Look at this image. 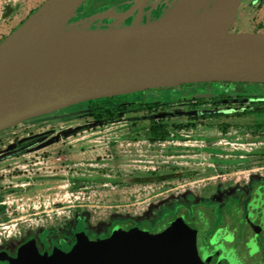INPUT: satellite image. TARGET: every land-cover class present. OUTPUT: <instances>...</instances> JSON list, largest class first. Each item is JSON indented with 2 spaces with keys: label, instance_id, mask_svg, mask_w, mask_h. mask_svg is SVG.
I'll return each instance as SVG.
<instances>
[{
  "label": "rangeland",
  "instance_id": "1",
  "mask_svg": "<svg viewBox=\"0 0 264 264\" xmlns=\"http://www.w3.org/2000/svg\"><path fill=\"white\" fill-rule=\"evenodd\" d=\"M43 1L0 0V40ZM134 2L85 0L84 11L103 16L117 8L126 17ZM207 30L264 33V0H230ZM217 83L83 101L1 130L0 250L13 255L34 239L39 250L69 251L84 230L100 240L116 224L153 226L194 205L244 206L264 186V112H252L264 108V83ZM106 108L116 111L95 117ZM158 123L169 135L149 141ZM151 175L160 178L130 181Z\"/></svg>",
  "mask_w": 264,
  "mask_h": 264
},
{
  "label": "water",
  "instance_id": "2",
  "mask_svg": "<svg viewBox=\"0 0 264 264\" xmlns=\"http://www.w3.org/2000/svg\"><path fill=\"white\" fill-rule=\"evenodd\" d=\"M72 0H44L0 40V131L21 121L97 98L187 82L264 83V33H220L207 26L230 0H164L153 19L126 43L51 37ZM135 28L154 0H134ZM85 0H83L84 5ZM206 28V30H205ZM63 252L40 253L34 239L8 264H202L195 230L167 227L115 233L100 240L76 234Z\"/></svg>",
  "mask_w": 264,
  "mask_h": 264
},
{
  "label": "flooded vegetation",
  "instance_id": "3",
  "mask_svg": "<svg viewBox=\"0 0 264 264\" xmlns=\"http://www.w3.org/2000/svg\"><path fill=\"white\" fill-rule=\"evenodd\" d=\"M263 203L264 186H260L250 193L244 206L236 204L220 209L207 206L183 209L177 220L178 224L168 227L195 230V251L202 264H264ZM131 231L139 230L115 228V233ZM35 245L37 247L36 242ZM54 247L58 248L53 246L49 250H39L38 247L37 249L40 253L45 250L50 253ZM0 252L9 257L15 256V252L13 255L5 250ZM0 261L8 264L5 259Z\"/></svg>",
  "mask_w": 264,
  "mask_h": 264
},
{
  "label": "bare ground",
  "instance_id": "4",
  "mask_svg": "<svg viewBox=\"0 0 264 264\" xmlns=\"http://www.w3.org/2000/svg\"><path fill=\"white\" fill-rule=\"evenodd\" d=\"M164 0H154L137 18L140 28L124 19L123 9H112L107 15H86L83 0H72L52 29L51 37L70 43H126L134 39L158 12ZM97 8V7H96ZM93 10V9H92ZM102 10V9H101Z\"/></svg>",
  "mask_w": 264,
  "mask_h": 264
},
{
  "label": "trees",
  "instance_id": "5",
  "mask_svg": "<svg viewBox=\"0 0 264 264\" xmlns=\"http://www.w3.org/2000/svg\"><path fill=\"white\" fill-rule=\"evenodd\" d=\"M84 10L86 11V6L84 7ZM33 12V10L31 11ZM30 12V13H31ZM29 13V14H30ZM87 13V11H86ZM221 83V82H218ZM223 83H229V84H239V85H245V84H251V83H246V82H223ZM255 84V83H253ZM224 85V84H223ZM227 85V84H225ZM111 97V96H110ZM108 97H105V99H107ZM101 100V98H97V99H92V100H88L90 102L93 101H99ZM116 111L115 109H109L106 108L104 110L99 109V112L95 115L96 118H101L105 115H109L111 116L113 114V112ZM252 112H264V108H257L254 109ZM148 140L149 141H156V140H164L168 137L169 132L166 129V127L162 124H153L149 127L148 129ZM160 178V176H155V175H151V176H136V177H132L130 179L131 182L133 183H147V182H154L157 181ZM199 206V205H198ZM197 205L192 206L191 208H196L198 207ZM206 207V206H203ZM181 212H173V213H168L163 215L159 220L156 221V223L153 226H150L148 223H144V225H131L130 222H126V223H120V224H116L113 226V228L110 229V233L115 230V228L117 227H121L124 229H129V230H139L141 231L142 229L144 231H150V230H155L156 228L158 229H162L171 225H174L175 222L178 220L179 215ZM84 233H86V231L84 230ZM110 235V234H109ZM109 235H103V236H99L97 239H104L106 237H108ZM89 237V236H88ZM89 239H92L89 237ZM95 239V238H94Z\"/></svg>",
  "mask_w": 264,
  "mask_h": 264
}]
</instances>
